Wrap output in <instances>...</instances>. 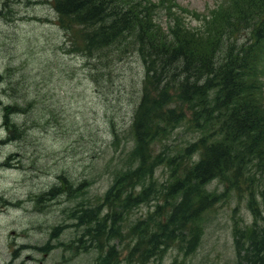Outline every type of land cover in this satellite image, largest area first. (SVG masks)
I'll return each instance as SVG.
<instances>
[{
  "label": "rangeland",
  "instance_id": "1",
  "mask_svg": "<svg viewBox=\"0 0 264 264\" xmlns=\"http://www.w3.org/2000/svg\"><path fill=\"white\" fill-rule=\"evenodd\" d=\"M169 1L199 27L197 13L209 15L207 10L222 0ZM57 16L46 0H0V264H95L100 251L80 250L75 246L78 241L71 243L84 229L72 224L74 208L101 202L116 175L140 164L141 171L131 178L137 182L132 189L137 193L140 185L143 189L157 179L159 193L173 168L167 162L172 147L198 139L180 126L170 138L157 134L140 143L149 152L146 161L135 156L138 138L132 123L145 76L141 57L136 51L116 48L92 59L74 52ZM160 17L165 23L166 17ZM227 48L225 43L223 50ZM258 72L264 96V55ZM10 104L20 110L12 114L7 109L6 115ZM197 156L195 152L192 159ZM261 166L252 165L251 178L239 188L219 179L206 185L214 206L199 221L193 250L185 246L182 250L180 245L191 236L190 226L180 230L172 225L177 236L160 255L149 254V245L143 244L130 254L133 225L139 221L151 228L156 225L160 200L151 195L131 206L119 223L121 239H113L118 264H241L244 257L239 251L244 254V248L238 240L247 244L249 227L264 229ZM60 175L66 176L67 186ZM56 186L63 188L40 198ZM58 224L66 226L52 238L54 245L44 250L41 247L51 241Z\"/></svg>",
  "mask_w": 264,
  "mask_h": 264
},
{
  "label": "trees",
  "instance_id": "2",
  "mask_svg": "<svg viewBox=\"0 0 264 264\" xmlns=\"http://www.w3.org/2000/svg\"><path fill=\"white\" fill-rule=\"evenodd\" d=\"M53 3L74 52L92 59L107 48H116L136 51L141 57L145 76L132 123L138 138L135 156L146 161L149 152L140 143L146 144L157 134L170 138L180 126L198 137L172 147L167 162L173 168L159 193L157 179L143 189L140 185L137 193L132 189L137 182L131 178L141 171L140 164L136 170L116 175L104 200L95 206L75 207L72 224L84 229L71 243L78 241L75 246L80 250L99 249L96 264H118L113 239H121L123 233L115 219L122 220L131 206L154 195L160 200L159 222L152 228L143 221L133 225L130 234L135 241L130 254H136L143 244L149 245V254L158 256L177 236L175 228L188 226L191 236L180 245L182 250L183 246L193 250L198 244L199 221L214 206V195L206 185L219 179L239 188L251 178L252 165L261 163L264 171V96L258 72L264 55V0H229L212 14L197 13L199 27L191 26L170 6L162 7L168 15L165 26L158 17L163 11L159 12L156 0ZM225 43L228 48L224 51ZM7 109L20 110L10 104L6 115ZM195 152L198 156L192 159ZM52 191L43 192L40 198ZM251 205L255 210L254 203ZM66 225H55L50 236L55 237ZM248 234L247 244L238 240L244 248V254L239 251L244 257L241 264H264V229L249 227ZM53 245L49 239L41 248L48 250Z\"/></svg>",
  "mask_w": 264,
  "mask_h": 264
},
{
  "label": "bare ground",
  "instance_id": "3",
  "mask_svg": "<svg viewBox=\"0 0 264 264\" xmlns=\"http://www.w3.org/2000/svg\"><path fill=\"white\" fill-rule=\"evenodd\" d=\"M12 109V108H11ZM60 182H62L63 184H64V186H67L68 185V183H69V181L64 177L63 179L62 178H60ZM57 193V186H56V189L55 190H53L51 193H49V194H47L48 195V197H50V196H52V195H54V194H56ZM51 198H54V197H51ZM50 198V199H51ZM11 205V204H10ZM102 215V214H101ZM115 221H118L117 223L119 224L120 222H121V217H118V218H116L115 219ZM117 224V225H118ZM144 234H146L144 231H142ZM51 237V242H52V236H50ZM55 237H53V239H54ZM53 243V242H52ZM28 246V245H27ZM91 248V249H90ZM89 249L90 250H92V249H96L95 247H89ZM84 250H86V249H84ZM98 251H100L99 249H98Z\"/></svg>",
  "mask_w": 264,
  "mask_h": 264
},
{
  "label": "water",
  "instance_id": "4",
  "mask_svg": "<svg viewBox=\"0 0 264 264\" xmlns=\"http://www.w3.org/2000/svg\"><path fill=\"white\" fill-rule=\"evenodd\" d=\"M11 137L13 138V137H14V135H13V134H11Z\"/></svg>",
  "mask_w": 264,
  "mask_h": 264
}]
</instances>
